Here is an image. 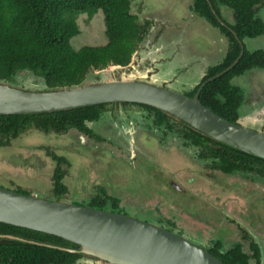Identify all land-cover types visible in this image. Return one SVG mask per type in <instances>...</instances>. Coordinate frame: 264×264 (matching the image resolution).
I'll use <instances>...</instances> for the list:
<instances>
[{
	"label": "rangeland",
	"instance_id": "374dc122",
	"mask_svg": "<svg viewBox=\"0 0 264 264\" xmlns=\"http://www.w3.org/2000/svg\"><path fill=\"white\" fill-rule=\"evenodd\" d=\"M191 2L131 0L132 10L141 12L140 20L144 19L142 13H145L155 21L156 28H152L154 41L145 43L154 50L162 46V53L169 54V65L163 61L162 68L171 66L168 68L171 72L175 70L188 81L197 79L210 63L219 61L228 44L218 28L190 10ZM221 15L233 21L231 10L224 5ZM260 15L264 21V4ZM78 24L80 32L70 40L73 48L107 41L102 10L94 13L91 19L85 13L80 14ZM245 45L248 50L264 49V33L245 38ZM137 57V53L132 54L131 64ZM130 65L113 71H109L111 66L108 65L102 71H93L100 79L86 81L97 82L102 77L111 76L133 77ZM21 75L16 79H22L32 88L40 86L36 80L32 83L31 75L25 72ZM232 82L244 93L239 113H249L252 110L249 105L264 96V68L247 70L234 77ZM168 87L184 92L177 81ZM262 111L260 116L264 115ZM117 139L127 141L122 137ZM170 142L168 148L162 150L146 137L142 145L138 144L139 149L133 151L102 144L79 135L75 129L64 134L34 130L17 137L11 146L0 147V185L10 189L20 186L40 197L55 198L51 188L56 162L47 154L46 147H49L68 159V165H64L66 174L63 180L68 186L66 196L62 197L64 201L85 204L99 187H103L109 194L119 196L122 205L130 210L150 211L151 215L161 219L175 220L181 225L177 228L186 233L182 235L196 243H201L198 240L200 235L202 243L208 236H219L232 244L240 239L241 227L248 224L257 232L263 231L258 235L264 248V177L249 172L224 174L212 170L193 159L191 151L181 148V144L174 140ZM170 180L179 188L171 187ZM128 215L143 219L140 214ZM195 230L199 235L193 232Z\"/></svg>",
	"mask_w": 264,
	"mask_h": 264
},
{
	"label": "trees",
	"instance_id": "16d2710c",
	"mask_svg": "<svg viewBox=\"0 0 264 264\" xmlns=\"http://www.w3.org/2000/svg\"><path fill=\"white\" fill-rule=\"evenodd\" d=\"M263 4L264 0H192V12L218 28L228 44L221 60L209 65L203 78L186 94L193 95L202 82L231 64L240 52L239 40L264 33V21L260 15ZM223 5L231 10L233 21L222 17ZM98 10L104 14L107 41L100 45L73 48L70 40L80 32L79 15L85 13L91 19ZM150 23L149 19L140 21L139 14L132 10L131 0H0V80L8 82L19 73L26 72L38 78L36 83L43 84L45 89L87 83L86 80L99 77L93 71L114 64L127 66ZM244 48L238 62L223 74L206 81L199 94L202 103L233 121H236L238 109L244 102V93L232 79L252 68H264V50H248L246 45ZM109 105L98 103L56 111L0 114V147L11 146L17 137L34 130L64 134L70 129H79L87 133L90 131L87 121L98 118L103 109L110 108ZM137 105L153 109L158 124H164V132L173 128L178 133L185 131L191 143L200 147L201 155L212 159L213 168L224 174L252 172L264 177V158L216 140L156 107ZM46 148L47 154L56 160L58 166L52 175V194L54 199H62L68 186L63 181L65 171H60L59 166L68 161L65 156ZM16 190L31 193L20 186ZM118 201L99 187L84 203L113 210L119 206ZM0 234L24 238L0 236V264H73L77 257L84 255L46 246L45 243H50L79 248L78 244L55 234L2 221ZM221 243L218 241L208 250L224 264H261L258 249L251 255L238 242L219 250ZM251 248H254L253 244ZM253 257L255 261H252Z\"/></svg>",
	"mask_w": 264,
	"mask_h": 264
},
{
	"label": "water",
	"instance_id": "95a60500",
	"mask_svg": "<svg viewBox=\"0 0 264 264\" xmlns=\"http://www.w3.org/2000/svg\"><path fill=\"white\" fill-rule=\"evenodd\" d=\"M239 43L240 52L231 64L206 81L238 62L244 51L242 41ZM110 66L109 71L125 67ZM206 81L189 95L127 76L102 77L97 82L58 89H45L43 84L21 88L0 80V114L56 111L108 102L141 103L174 115L216 140L264 158V128L256 129L227 119L202 103L199 94ZM0 221L55 234L78 244L79 248L50 243H45L46 246L83 253L109 264H224L203 245L159 224L118 211L40 197L1 185ZM0 236L24 239L13 234Z\"/></svg>",
	"mask_w": 264,
	"mask_h": 264
},
{
	"label": "flooded vegetation",
	"instance_id": "af4514ba",
	"mask_svg": "<svg viewBox=\"0 0 264 264\" xmlns=\"http://www.w3.org/2000/svg\"><path fill=\"white\" fill-rule=\"evenodd\" d=\"M253 37H256V36H253ZM253 37H248V38H253ZM243 40H245V38H243ZM141 43L139 44L140 48L138 47L134 52L135 54L136 53L138 54V57L136 58L135 62L131 64V60H132L131 59L128 64V66L131 64L129 69L132 71L131 75L134 78H138L141 80H147V81L153 82L161 86H169V85H172L174 81H177L178 87L182 89L184 92L191 91L194 88V86L203 78L206 69L200 72V74L197 76V79L188 81V80H185V78H182L181 74L175 73V70L171 72L170 69H168L171 66H168L167 69L162 68V64L165 61L169 65V59H168L169 54L165 56L164 53H162L163 50L161 52H156L151 47L147 49L144 47L141 48ZM140 50H142V52ZM262 50L264 49L262 48ZM21 74L22 73H19L18 76L16 77L22 76ZM16 77L14 78V80L8 81V83L19 86L21 88H26V87L32 88L28 86L27 84H25L22 79L19 78V80H17ZM33 79L34 80H32V83L38 78L33 77ZM94 79H100V77L98 78L94 77L93 80ZM39 85H41V83H39ZM108 103L110 104L109 105L110 108L103 109L100 112L98 118L87 121V125L90 131L87 133L86 132L84 133L78 129L77 132L79 135L87 136L90 139L92 138L96 139L98 141H101L102 144L103 143L109 144L110 146L115 145L119 148H122V149L128 148V149H132L133 151H136L139 149L138 144L142 145L143 140L146 137L153 140L155 144L158 147H160V149L162 150L167 149L169 144H171L170 141L174 140L175 143L177 142V144L178 143L181 144V148H185L187 152L191 151V155L193 159L200 161L201 164L205 165L206 167H209L212 170L219 171L211 166L212 159L210 157L201 155L202 150L200 149L198 145L191 143L189 137L185 135V131H180L181 133H178L173 128V130L167 129L164 132L163 130L164 124H160V125L158 124L157 119H156V112L153 109H147L146 107L139 106L137 104H141V103H135V102H128L127 104H122V102H108ZM249 106L250 108H252V110L250 109L248 111L249 113L241 114L238 111L236 121L241 122L246 125L251 124L253 126L254 125L258 126L259 128H264V115L260 116L259 118L255 115L258 111H261V110L264 111V96L257 98L255 103ZM117 137H122L126 139L128 142L127 141L119 142ZM54 161L56 162V160ZM64 165H68V163L63 162L59 166V169L60 171L64 170L66 174V168H64ZM57 168L58 166L56 162L54 171ZM249 173L251 175H255V173H252V172H249ZM258 177L263 178L262 176H259V175ZM169 182H170L169 185L171 187L175 186L176 188H179L177 183L172 182V180H170ZM13 190H16V187H14ZM52 192H53V185L51 188V193ZM31 194H35V193L31 191ZM36 195L38 194L36 193ZM109 196L116 197L119 199L118 201L119 206L114 207L113 208L114 211H118V212H122L126 214L131 213L134 215L140 214L139 216H141L143 220H147L154 224H159L160 226L170 229L172 231L176 230L178 231L177 233L179 234H186V233H183L182 230L177 228V226H181V225L177 223L175 220L171 221L169 219H164V218L161 219L159 216L151 215L150 211L130 210L126 206L122 205L121 199L119 196L115 194L114 195L109 194ZM193 232H197L199 235L198 231L195 230ZM260 232H263V231H260ZM260 232L255 231L253 228H249L247 224L246 227L244 226L241 227L240 239L233 241L232 244L231 243L228 244L225 238H222L219 236L217 237L208 236V239H206L202 243L201 237L199 235L198 240L199 242H201L200 244L203 245L207 249L213 248L214 245L218 241H221L222 245L219 247V250L228 248L232 246L233 243L239 242L242 244L244 250L247 253H250L251 255L254 254V251L256 249H258L260 262L261 264H264V248H262L260 245V242H259L260 238L258 235L260 234ZM251 244L254 245V248H251ZM245 245H247L246 248H245ZM255 259L256 258L253 257L252 261H255ZM78 262H80L81 264H109L108 262L102 259H98L96 257L85 255V254L83 256H79L76 258L74 263L78 264Z\"/></svg>",
	"mask_w": 264,
	"mask_h": 264
},
{
	"label": "crops",
	"instance_id": "0c3cea01",
	"mask_svg": "<svg viewBox=\"0 0 264 264\" xmlns=\"http://www.w3.org/2000/svg\"><path fill=\"white\" fill-rule=\"evenodd\" d=\"M191 10V9H190ZM137 11V10H136ZM137 13L140 15V13L141 12H138L137 11ZM142 17L144 18V19H149L150 21H151V23H150V25H149V29H148V31L146 32V34H145V36H144V38H143V42L141 43V48L142 47H144V48H149V47H151L152 48V46H150V45H148L149 43H145V42H147V41H154V35H155V32H152V28H154L156 25H155V21H153V19H151V17L150 16H148V15H146L145 13H142ZM144 19H141L140 21H142V20H144ZM156 28V27H155ZM224 36V35H223ZM151 37H152V39H151ZM225 37V36H224ZM244 43H245V40H244ZM139 48H140V46H139ZM226 48H227V46H226ZM153 49V48H152ZM141 52H142V50H140ZM156 52H161L162 51V46H161V49H157V50H155ZM226 51V50H225ZM221 60V59H220ZM218 61H215L214 63H210L209 65H211V64H215V63H217ZM208 65V66H209ZM207 66V67H208ZM205 70V69H204ZM236 77H239V76H236ZM264 112V111H263ZM258 118L260 117V111H258L256 114H255Z\"/></svg>",
	"mask_w": 264,
	"mask_h": 264
},
{
	"label": "clouds",
	"instance_id": "9594fccd",
	"mask_svg": "<svg viewBox=\"0 0 264 264\" xmlns=\"http://www.w3.org/2000/svg\"><path fill=\"white\" fill-rule=\"evenodd\" d=\"M228 8H229V7H228ZM136 12H137V11H136ZM219 20H220V21H223V20H221L220 18H219ZM224 22H225V21H224ZM240 41H241V40H240ZM141 42H143V40H142ZM141 42H140V43H141ZM140 43H139V44H140ZM242 43H243V45H245L244 40L242 41ZM138 47H139V46H138ZM133 54H134V53H133ZM25 73H26V72H25ZM26 74H27V73H26ZM28 75H29V74H28ZM31 76H32V75H31ZM34 78H36V77H34ZM56 134H57V133H56Z\"/></svg>",
	"mask_w": 264,
	"mask_h": 264
},
{
	"label": "bare ground",
	"instance_id": "6f19581e",
	"mask_svg": "<svg viewBox=\"0 0 264 264\" xmlns=\"http://www.w3.org/2000/svg\"><path fill=\"white\" fill-rule=\"evenodd\" d=\"M219 11V10H218ZM134 13V12H133ZM210 19V18H209ZM211 22V21H210ZM146 23V22H145ZM229 24V23H228ZM227 28V27H226ZM223 30V29H222ZM234 37V36H233ZM245 49V48H244ZM249 53V52H248ZM247 56V55H246ZM111 64V63H110ZM157 67V66H156ZM215 67V66H214ZM216 82V81H215ZM231 100V99H230ZM230 107V106H229ZM215 111V110H214ZM194 140V139H193Z\"/></svg>",
	"mask_w": 264,
	"mask_h": 264
}]
</instances>
